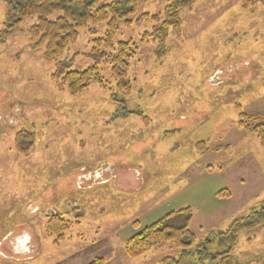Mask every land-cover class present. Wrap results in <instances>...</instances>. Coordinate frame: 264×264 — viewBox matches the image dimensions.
<instances>
[{"label": "rangeland", "instance_id": "374dc122", "mask_svg": "<svg viewBox=\"0 0 264 264\" xmlns=\"http://www.w3.org/2000/svg\"><path fill=\"white\" fill-rule=\"evenodd\" d=\"M165 1L138 0V11L160 14ZM7 3L0 0V37ZM181 17L182 39L170 31L172 51L162 63L152 44L141 43L152 25L127 31L121 24L117 40L142 46L130 65L133 93L114 98L96 84L77 96L60 91L53 64L27 35L0 38V264H157L177 249L138 259L125 251L145 227L190 208V231L202 241L264 202V154L239 128L236 108L264 116V0H203ZM90 41L82 31L66 53L80 54V69ZM102 73L109 77L110 67ZM122 99L151 125L118 113ZM25 129L36 136L26 157L15 144ZM197 142L209 151L197 152ZM60 167L69 175L58 178ZM102 169L109 174L99 176ZM49 211L71 223L58 242L47 233ZM219 249L214 240L211 253ZM233 257L264 264V226L242 233Z\"/></svg>", "mask_w": 264, "mask_h": 264}, {"label": "trees", "instance_id": "16d2710c", "mask_svg": "<svg viewBox=\"0 0 264 264\" xmlns=\"http://www.w3.org/2000/svg\"><path fill=\"white\" fill-rule=\"evenodd\" d=\"M201 1L166 0L160 14H149L139 13L138 0H8L7 26L0 38L5 42L17 35H27L34 49L42 53V60L53 64L51 80L60 91L68 90L77 96L96 84L103 90L110 88L112 98L120 93L130 96L135 87V80L130 77V65L140 54L142 45L132 39L117 40L121 24L127 31L133 30L134 26L152 25L150 30L145 28L141 43L152 44L155 60L162 63L172 51L167 44L170 31L177 41L182 39L184 22L181 12ZM33 20L34 23L28 26ZM82 31H86L91 38L88 52L82 53L88 62L84 69L76 67V58L80 54L77 57L66 55L69 46L78 42ZM104 66L110 67L109 77L102 73ZM114 105L118 113L140 117L151 125L152 121L144 113L128 111L126 99ZM236 108L239 111V128L258 138L264 154V116L244 113L240 106ZM35 141V134L28 129L16 134V148L25 157L31 153ZM195 149L201 154L209 151L204 142H197ZM192 218L191 209L184 208L145 227L127 241V256L138 259L172 245L177 249L176 254L166 256L157 264H238L234 263L233 252L239 237L244 232H253L264 226V202L235 219L225 231L211 236L216 238L197 240L190 231ZM46 229L58 242L71 229V223L61 215H52ZM214 240L218 242L220 251L211 253ZM92 264H103V259H97Z\"/></svg>", "mask_w": 264, "mask_h": 264}, {"label": "crops", "instance_id": "0c3cea01", "mask_svg": "<svg viewBox=\"0 0 264 264\" xmlns=\"http://www.w3.org/2000/svg\"><path fill=\"white\" fill-rule=\"evenodd\" d=\"M15 127V126H14ZM2 129H4V128H1V126H0V130H1V132H0V135H4V132L2 131ZM110 164H112V163H110ZM110 166V165H109ZM109 166H104V168H109ZM66 167H69L70 169H72L73 167L72 166H66ZM111 167V166H110ZM64 168V167H63ZM63 168H59V176H58V178L59 177H61L62 176V174L61 173H63L64 175H69V174H66V172L67 173H69V171H66V170H63ZM73 170L74 171H76V168L74 167L73 168ZM100 170H97L96 172H94V173H91V175H90V179L91 180H93V179H96V174H97V172H99ZM103 172H105L103 169H102V172L101 173H99L100 175H103ZM106 172H108L107 170H106ZM108 174H109V172H108ZM108 174H105V175H103V177H105V176H107ZM99 175V176H100ZM110 175H113V172H112V174L110 173ZM82 178H83V176H80L79 177V179H78V181H81V182H86L87 183V180H82ZM114 178V176L111 178V179H109V180H106V182L105 183H109L110 181H112V179ZM97 181V180H96ZM53 182V181H52ZM76 183V182H75ZM69 207H71L70 205H68ZM72 208V207H71ZM70 208V209H71ZM69 209V210H70ZM54 213H56V212H52V211H49L48 212V214H54Z\"/></svg>", "mask_w": 264, "mask_h": 264}, {"label": "flooded vegetation", "instance_id": "af4514ba", "mask_svg": "<svg viewBox=\"0 0 264 264\" xmlns=\"http://www.w3.org/2000/svg\"><path fill=\"white\" fill-rule=\"evenodd\" d=\"M100 175V174H99Z\"/></svg>", "mask_w": 264, "mask_h": 264}]
</instances>
